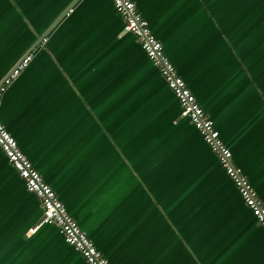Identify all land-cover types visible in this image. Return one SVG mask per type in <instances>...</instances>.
<instances>
[{"label": "crops", "instance_id": "1", "mask_svg": "<svg viewBox=\"0 0 264 264\" xmlns=\"http://www.w3.org/2000/svg\"><path fill=\"white\" fill-rule=\"evenodd\" d=\"M264 201V0H134ZM42 36L46 39L42 41ZM0 119L111 264H264V229L112 0H0ZM0 147V264H89Z\"/></svg>", "mask_w": 264, "mask_h": 264}, {"label": "built area", "instance_id": "2", "mask_svg": "<svg viewBox=\"0 0 264 264\" xmlns=\"http://www.w3.org/2000/svg\"><path fill=\"white\" fill-rule=\"evenodd\" d=\"M116 11L124 21L126 31L136 36L151 62L175 93L180 106L181 116L189 119L202 134L206 143L217 155L219 162L237 187L245 204L251 209L258 223L264 229V201L234 160L231 148L221 137L213 119L205 111L196 95L164 50L162 41L153 33L148 21L143 17L134 0H112ZM46 37L43 38L45 40ZM33 52L26 54L19 64L5 77L0 85V97L6 87L28 65ZM0 147L8 161L24 179L26 187L40 199L43 218L31 227L33 233L43 223L59 227L65 240L78 250L89 264H111L109 259L96 247L93 240L81 228L77 220L67 211L53 187L44 179L40 171L20 148L18 141L0 119Z\"/></svg>", "mask_w": 264, "mask_h": 264}, {"label": "water", "instance_id": "3", "mask_svg": "<svg viewBox=\"0 0 264 264\" xmlns=\"http://www.w3.org/2000/svg\"><path fill=\"white\" fill-rule=\"evenodd\" d=\"M44 37H45V36H42V41H43V38H44ZM32 51H33V50L31 49L28 53H30V52H32ZM28 53H27V54H28Z\"/></svg>", "mask_w": 264, "mask_h": 264}, {"label": "rangeland", "instance_id": "4", "mask_svg": "<svg viewBox=\"0 0 264 264\" xmlns=\"http://www.w3.org/2000/svg\"><path fill=\"white\" fill-rule=\"evenodd\" d=\"M34 54V53H33Z\"/></svg>", "mask_w": 264, "mask_h": 264}]
</instances>
